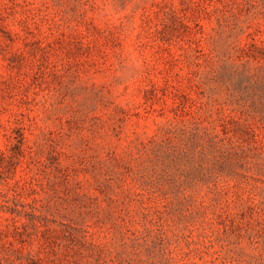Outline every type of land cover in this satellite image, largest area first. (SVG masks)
<instances>
[{"label": "rangeland", "instance_id": "1", "mask_svg": "<svg viewBox=\"0 0 264 264\" xmlns=\"http://www.w3.org/2000/svg\"><path fill=\"white\" fill-rule=\"evenodd\" d=\"M0 264H264V0H0Z\"/></svg>", "mask_w": 264, "mask_h": 264}]
</instances>
